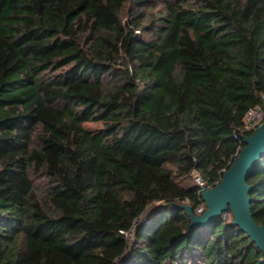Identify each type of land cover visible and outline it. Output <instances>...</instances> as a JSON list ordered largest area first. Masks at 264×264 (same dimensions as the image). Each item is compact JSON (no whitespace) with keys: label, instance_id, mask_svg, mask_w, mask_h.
Returning a JSON list of instances; mask_svg holds the SVG:
<instances>
[{"label":"trees","instance_id":"trees-1","mask_svg":"<svg viewBox=\"0 0 264 264\" xmlns=\"http://www.w3.org/2000/svg\"><path fill=\"white\" fill-rule=\"evenodd\" d=\"M160 5L0 0V264H264L231 208H183L256 130L264 0ZM247 183L264 226V154Z\"/></svg>","mask_w":264,"mask_h":264},{"label":"water","instance_id":"water-1","mask_svg":"<svg viewBox=\"0 0 264 264\" xmlns=\"http://www.w3.org/2000/svg\"><path fill=\"white\" fill-rule=\"evenodd\" d=\"M245 146L227 169L222 180L213 187H202V197L207 209L197 214L189 205H183L193 226L207 224L232 209L233 224L247 233L264 252V226L257 223L251 211L250 185L247 177L255 163L264 154V121L251 135H245Z\"/></svg>","mask_w":264,"mask_h":264},{"label":"built area","instance_id":"built-area-1","mask_svg":"<svg viewBox=\"0 0 264 264\" xmlns=\"http://www.w3.org/2000/svg\"><path fill=\"white\" fill-rule=\"evenodd\" d=\"M261 99V103L249 108V110L247 111L245 123L248 129H257V127L264 121V94H262ZM193 173L195 175L196 182L204 187V181L199 173L195 170H193ZM202 209L203 207L201 206L197 211L201 212Z\"/></svg>","mask_w":264,"mask_h":264},{"label":"rangeland","instance_id":"rangeland-1","mask_svg":"<svg viewBox=\"0 0 264 264\" xmlns=\"http://www.w3.org/2000/svg\"><path fill=\"white\" fill-rule=\"evenodd\" d=\"M155 3L156 4H158V8H160L161 7V0H155ZM86 126H88V127H90V128H95V127H98V126H100V123H96V122H89V123H87L86 124ZM193 173V172H192ZM193 176L191 177V179L189 180V181H194V178H195V175H194V173L192 174ZM188 180V179H187ZM36 184L39 186V188L41 189V190H45V188H44V181L42 180V179H39V180H37L36 181ZM207 188H210V187H207ZM203 208H205L206 207V209L208 208L207 207V205L205 204V206H202ZM227 218H229L230 217V214H226L225 215Z\"/></svg>","mask_w":264,"mask_h":264}]
</instances>
